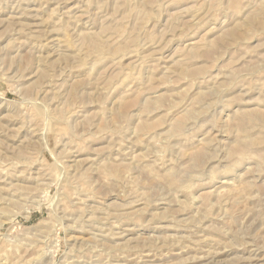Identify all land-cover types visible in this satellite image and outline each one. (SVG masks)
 Wrapping results in <instances>:
<instances>
[{
	"label": "rangeland",
	"instance_id": "1",
	"mask_svg": "<svg viewBox=\"0 0 264 264\" xmlns=\"http://www.w3.org/2000/svg\"><path fill=\"white\" fill-rule=\"evenodd\" d=\"M0 264H264V0H0Z\"/></svg>",
	"mask_w": 264,
	"mask_h": 264
}]
</instances>
